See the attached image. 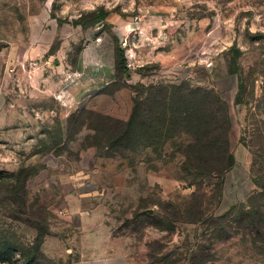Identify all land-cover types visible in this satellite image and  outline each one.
<instances>
[{
    "label": "rangeland",
    "instance_id": "obj_1",
    "mask_svg": "<svg viewBox=\"0 0 264 264\" xmlns=\"http://www.w3.org/2000/svg\"><path fill=\"white\" fill-rule=\"evenodd\" d=\"M180 84L231 104L256 189L225 211L184 135L113 145L87 113ZM263 182L264 0H0V264L46 232L42 264H264Z\"/></svg>",
    "mask_w": 264,
    "mask_h": 264
},
{
    "label": "trees",
    "instance_id": "obj_2",
    "mask_svg": "<svg viewBox=\"0 0 264 264\" xmlns=\"http://www.w3.org/2000/svg\"><path fill=\"white\" fill-rule=\"evenodd\" d=\"M105 17L106 14H103L100 22ZM120 61L126 70L123 52H120ZM143 89L142 94L136 90L139 96H131L132 108L127 120L87 111L90 119L96 117L98 124L108 130L111 144L124 145L131 141L139 144L151 134L153 138L160 139L180 134L186 137L187 160H198L205 173L223 177L232 168L235 162L232 151L234 120L231 104L221 91L209 87H184L181 84L151 85ZM91 128L96 131L101 127L92 125ZM25 180L18 177L19 188L9 191L12 201L23 208L28 202ZM258 185L264 188V182ZM252 196H249L250 200ZM259 222L260 218L254 221L256 225ZM46 234L36 237L26 246L20 244L24 264H42L41 244ZM10 250L0 246V258L7 259Z\"/></svg>",
    "mask_w": 264,
    "mask_h": 264
},
{
    "label": "crops",
    "instance_id": "obj_3",
    "mask_svg": "<svg viewBox=\"0 0 264 264\" xmlns=\"http://www.w3.org/2000/svg\"><path fill=\"white\" fill-rule=\"evenodd\" d=\"M236 143L232 147L235 157L234 165L224 175L222 199L219 206V209L224 211L231 205L246 200L248 194L256 189V184L250 175L247 150L241 144Z\"/></svg>",
    "mask_w": 264,
    "mask_h": 264
},
{
    "label": "water",
    "instance_id": "obj_4",
    "mask_svg": "<svg viewBox=\"0 0 264 264\" xmlns=\"http://www.w3.org/2000/svg\"><path fill=\"white\" fill-rule=\"evenodd\" d=\"M148 212H149V213H152V210L150 209Z\"/></svg>",
    "mask_w": 264,
    "mask_h": 264
},
{
    "label": "built area",
    "instance_id": "obj_5",
    "mask_svg": "<svg viewBox=\"0 0 264 264\" xmlns=\"http://www.w3.org/2000/svg\"><path fill=\"white\" fill-rule=\"evenodd\" d=\"M98 40H101V38H99ZM130 66V64H128Z\"/></svg>",
    "mask_w": 264,
    "mask_h": 264
}]
</instances>
